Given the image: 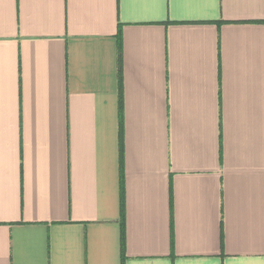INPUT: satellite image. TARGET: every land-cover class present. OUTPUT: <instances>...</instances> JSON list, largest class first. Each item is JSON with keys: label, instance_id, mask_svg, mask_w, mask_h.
<instances>
[{"label": "crops", "instance_id": "1", "mask_svg": "<svg viewBox=\"0 0 264 264\" xmlns=\"http://www.w3.org/2000/svg\"><path fill=\"white\" fill-rule=\"evenodd\" d=\"M0 264H264V0H0Z\"/></svg>", "mask_w": 264, "mask_h": 264}]
</instances>
